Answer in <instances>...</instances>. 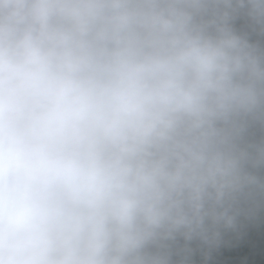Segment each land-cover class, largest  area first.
Returning a JSON list of instances; mask_svg holds the SVG:
<instances>
[{
	"label": "clouds",
	"instance_id": "9594fccd",
	"mask_svg": "<svg viewBox=\"0 0 264 264\" xmlns=\"http://www.w3.org/2000/svg\"><path fill=\"white\" fill-rule=\"evenodd\" d=\"M0 264H264V0H0Z\"/></svg>",
	"mask_w": 264,
	"mask_h": 264
}]
</instances>
